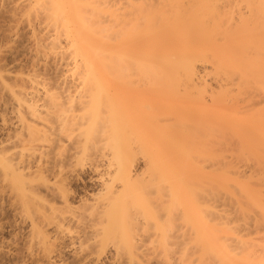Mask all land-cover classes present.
Returning a JSON list of instances; mask_svg holds the SVG:
<instances>
[{
  "label": "bare ground",
  "instance_id": "obj_1",
  "mask_svg": "<svg viewBox=\"0 0 264 264\" xmlns=\"http://www.w3.org/2000/svg\"><path fill=\"white\" fill-rule=\"evenodd\" d=\"M89 1L3 0L5 9L7 5H10V8L7 6L8 10L10 9V17L7 20L10 22L8 31L10 37L14 38L10 44L15 39L14 42L19 40L21 34L26 35L27 45L21 52L27 54L30 64L28 63V71L25 74L17 73L18 70L15 69V74L10 70L2 71V69L0 71V87L3 88V91L5 90L7 97L13 103L14 108L13 106L10 108L13 109L11 111H15L14 116L17 115L14 119L17 122L13 124V127L16 129L15 133L18 131L17 135H20V139L16 135L18 138L15 137L17 141L15 139L14 142L16 143H11L16 150L11 146V148L9 146L0 148V178H9L12 181L15 191L21 195L20 203L25 206L27 212H30V207L34 202L41 201L45 207L42 209L43 212L45 210L44 222L46 225L43 224V226L45 225L44 228H46L40 232L38 230H41L43 226L41 225L39 229L40 224L36 223V225L31 221L26 227V233H29V236L35 234L37 236L36 243L40 241L43 246L48 247L51 242L53 243L52 238H54V242L57 239H67L71 246L74 244L82 246L80 242L83 240L85 242L93 240L95 244L92 245L103 246L106 249L113 245L117 253L118 249L120 252H126L132 262L134 250L136 252L147 242L141 245L140 242L143 240L140 242L138 240V246L137 243H134L135 232L139 234V228L144 227L149 232H145V234H149L148 237H155L152 239V244L156 243L157 238L160 242L159 246L162 250H159L161 248L156 244L153 249L158 248L156 251L159 254L160 251H163L168 255L172 251L169 252L170 249L168 250L167 246L175 245L183 255L185 264H189L188 259L192 253V250L189 253V249H191L189 239H195L196 244L199 243L201 249L208 255L207 258H216L215 261L218 264H264V189L260 188L262 184H259V188L263 191L257 187L254 189L259 190L258 192L254 190L247 193V188L246 192H243L245 190L241 189L243 188L240 187L241 185L236 184V179L230 180L228 175L224 174L215 178L208 176V174L213 175L218 171L214 167L215 170L210 168L208 173L205 172V165L201 166L204 162L203 159L208 154H205L203 150L206 148L204 145L205 143L212 144L211 139L213 141L214 137L218 138L222 135L218 134L213 137L211 131L214 127L211 129L210 126L205 127V125L202 126V138L200 135L199 138L206 140L197 143L198 141L194 138L198 137L193 134L196 130L189 133V100L185 102V99H189V85L195 86L194 84L197 83L194 81L202 77L199 75V78L197 71L195 72L196 67L193 60L197 53L193 56V48L189 46L194 47L193 41L195 44H200L195 45L196 49L200 51L199 53L196 50L199 57L206 53L204 43L207 41V44L212 43L206 45L209 46L207 47L209 53L212 51L213 70L220 78L223 76L226 82L229 81L231 86L235 81L243 84L258 82L260 77L264 76V0H221V6H219L220 24H218L220 26L219 30H212L213 32L207 29L208 26L204 25L203 28L205 23H201V21L205 17L200 16L201 19L198 14L189 13L190 19L189 16L185 17L175 13L174 16L172 14V21L169 20L168 15L161 11L163 8L159 10L160 4H165V2L161 3L162 0H143V2L131 0L132 2H127L128 5L126 4L125 7L118 6L117 9L116 4L115 6L111 5L115 8L113 10L112 7H107L112 10H110L111 14L106 11L105 17L102 16V11L99 9L100 4L98 7L97 4L95 6V3L100 0H95L96 2L93 0L95 3ZM168 1L171 3L172 0ZM206 2L203 0L198 2L204 6H201L202 10L200 5H197L200 8L198 11L206 12L208 10L209 0L208 3ZM161 7L163 6L161 5ZM172 8L175 9V7ZM180 10L181 8L177 13L181 12ZM191 15L194 17L192 18ZM188 21H192V24ZM183 24H187V27ZM180 25L185 29L184 32ZM188 25L194 26L192 28V30L195 28L194 32L188 31L191 29ZM179 28L182 29L179 30ZM160 30L163 34L159 33ZM188 32L191 33L190 37L195 39L192 42L189 40L188 34L190 33ZM221 40L222 42H220ZM17 43L20 45L19 42ZM10 44L0 49L1 61L2 58L8 54L12 56L13 51H16ZM201 44L204 54H201L203 53ZM198 46L199 48H197ZM189 50L192 51V54ZM203 56L200 59H203ZM197 59L199 58L197 57ZM15 62L17 61H14L13 64ZM0 65H4V63ZM15 65L17 64L15 63ZM205 71L204 69L203 72ZM203 74V77H210L206 75V72ZM181 78L186 81L183 82ZM179 80L183 84L181 82L179 84ZM260 81L258 83L262 86L264 80L261 81L262 85ZM7 83L12 84L13 87L9 85L8 87ZM258 83L255 85L257 88H259ZM246 84L244 86L247 87ZM220 95L222 97V94ZM196 96L198 97V94ZM204 102L206 103L205 100ZM166 104L170 107L168 105L169 108L166 107ZM221 107L223 108V105ZM165 110L171 111L172 114H170L175 116L168 119L169 117L167 118L164 114ZM215 111L214 107V109L203 111L201 114L213 112L214 115ZM219 113L222 114V111ZM193 114L195 115V112L191 113V115ZM219 116L218 114L217 117L219 118ZM250 116L248 118L253 119ZM195 117L191 116V119ZM172 120L175 121V124L169 123ZM236 128L238 127L236 126ZM238 129L242 130L240 125ZM197 130H199L198 127ZM259 130L261 131L260 128ZM214 131L217 133L216 129ZM225 133L221 131V134ZM230 138L233 141L237 140L233 137ZM221 140L220 142H222ZM251 142L252 145H254L253 142L256 144L255 140ZM132 144H135V148L137 146L136 154L133 148V153H131L129 146ZM249 144L251 145V143ZM219 145L221 144L219 143ZM251 146L250 149L253 150L252 147H254L255 150L251 151L247 145H245V150L247 149L250 151L249 153L253 152L255 155L256 147H260V152L264 154V145H261L262 147ZM210 147H208L209 155L212 152L211 149H214V147ZM207 149L206 151H208ZM242 149L241 151H244V148ZM139 155L142 158V167H139L140 163L136 158L137 156L139 158ZM247 156V152L246 155L243 154L244 159ZM192 157L194 159L201 157V165L198 163L199 166L195 165ZM215 161L217 160L215 159ZM257 164L253 159L252 163L246 165L243 163V167L247 174L255 175L252 172L255 173L260 169L262 171L263 164L260 163L261 166H257ZM213 165L215 163L212 162L211 167ZM226 165L228 166V164ZM241 170L243 171V168ZM235 171L238 172L236 176L239 177H243L242 175L245 173L240 174L239 171ZM85 172L91 175L87 178V182L92 192L87 187L84 195L79 196V192L71 190L70 187L71 183H83L80 178ZM234 172H232V176H234ZM246 175L244 176L246 177ZM248 177H250L248 180L250 181L252 176ZM246 179L248 178L246 177ZM230 181H236L235 185L237 186L235 190L231 189V194L228 191L231 187ZM260 181L264 184V180ZM250 183L254 184L252 181ZM83 184L81 185L83 186ZM207 184L216 186V188L222 187L227 192H222L223 194L221 193L219 196L217 193L211 195L209 192L207 194L210 195L206 196L203 190H206L204 185ZM255 185L258 186V182ZM211 188L210 191H213ZM237 189L239 192L236 191ZM216 191L218 190L216 189ZM233 192L248 195L246 197L243 195V198L248 199V202L251 201L249 203L255 206H253L254 209L250 211L249 207L248 210L246 209L247 213H244L243 208L245 207H243L242 201H239L241 197L239 195L237 197L235 194L233 196ZM216 203L221 207L219 210L221 214L214 211L217 208ZM217 220H221L220 224L223 225V230L220 231L221 234L219 233L220 236H214L213 232L216 235V231H213L211 228L213 226H210L216 223L209 224ZM237 222L243 223L244 227L241 223L243 228L239 227L240 224L238 223V225ZM233 225L235 228L231 227ZM47 228L48 230L52 229L51 232H47ZM189 228L191 229L189 230ZM35 235L34 237H36ZM171 240H174L173 243ZM24 241L26 240L24 239ZM203 243L206 248L201 246ZM72 247L74 248V246ZM196 248L195 251H197ZM147 249L145 247L143 250ZM173 249H175L174 246ZM178 251L172 253L177 255ZM146 252L148 253V250ZM172 253H170L171 256H173ZM195 253L193 251V254ZM154 254L155 257L159 255ZM45 255L47 259L51 257L50 254ZM79 255L81 256V254ZM73 256L75 255L73 254ZM159 256L158 259L161 258ZM75 257L76 259L81 258L77 255ZM168 257L167 259H171V261L168 260L169 262L172 263L174 260L173 264L180 262L175 261L176 257L174 259ZM205 258L204 256V260ZM204 260L202 259V261ZM164 261L162 260V262ZM193 261L194 259L191 260L192 263ZM212 261L214 263L213 259ZM216 262L214 264H217ZM20 263L23 264L24 260H21Z\"/></svg>",
  "mask_w": 264,
  "mask_h": 264
},
{
  "label": "rangeland",
  "instance_id": "obj_2",
  "mask_svg": "<svg viewBox=\"0 0 264 264\" xmlns=\"http://www.w3.org/2000/svg\"><path fill=\"white\" fill-rule=\"evenodd\" d=\"M91 2H94L93 0H90ZM89 1V2H90ZM98 1V0H97ZM106 1V2H105ZM132 2L131 0H100V1H98L97 3H95V6H96V4H97V7L99 6V4H100V7H99V9L102 11V16H104L105 17V12L106 11H108L109 13L111 12L110 10H114V8L115 7H113V6H115V4L117 5L116 6V9H117V7L119 6V7H125V5L127 4V2ZM136 1H138V0H136ZM142 2H143V0H141ZM145 1V0H144ZM146 1H149V0H146ZM171 1V0H170ZM175 2V5H174V2ZM193 1H194V3H193ZM199 1H202V0H198V1H196V0H178V1H176V0H172L171 1V3L167 0V3H166V0L165 1H161V3H163V2H165V4L163 5V4H160V7H159V10H161L160 8H163L161 11H164L163 13L165 14V15H168V17H169V20H171L172 18H173V16L174 15H176V14H181L182 16H185V17H188L189 16V18H190V14L192 13V14H198L199 15V17L200 16H204L205 17V19H202L201 17V19H202V21H201V23H205V24H203V28H204V25H205V27H207V29L210 31V32H213L212 30H214V31H216L218 28H219V26L220 25H218V24H220V20H219V12H220V10H219V6H221V0H209V3H208V0H203V2L205 1H207L206 3H208V10H206V12L205 11H202L203 10V8H201V6L202 7H204L203 5H200V3L201 4H203L202 2H200L199 4H198V2ZM99 2H101V3H99ZM104 2V3H103ZM108 2V4L106 5V3ZM139 2H140V0H139ZM177 2V3H176ZM103 3V4H102ZM4 3H3V0H0V49H2V48H4V46L5 45H8V44H10V42L14 39V38H12V37H10V33H9V31H8V25H10V22L8 21L7 22V20H9V18L8 17H10V12H9V10H8V8H7V6H9V8H10V5H7L6 6V9H5V4L3 5ZM172 4V5H171ZM3 5V6H2ZM110 5V6H109ZM111 5H113V6H111ZM128 5V4H127ZM161 5L163 6V7H161ZM202 9V10H199L198 11V9H200V8H198V6ZM2 6V7H1ZM106 6V7H105ZM210 6V7H209ZM4 7V8H3ZM96 7V9H98ZM107 7H112V9H109V8H107ZM165 7H166V9H165ZM169 7V8H168ZM170 7H171V9H170ZM172 7H175V9L174 8H172ZM179 7V8H178ZM192 7V8H191ZM102 8H104V9H102ZM108 10H107V9ZM181 8V12H179V13H177V11L179 10ZM186 8V9H185ZM190 8V9H189ZM197 8V9H196ZM212 8V9H211ZM165 9V10H164ZM178 9V10H177ZM188 9V10H187ZM99 10V11H100ZM172 10V11H171ZM173 10H174V12H173ZM185 10V11H184ZM193 10V11H192ZM196 10H197V12H196ZM219 10V11H218ZM210 11V12H209ZM9 12V13H8ZM184 12V13H183ZM185 12H186V14H185ZM101 13V12H100ZM104 13V14H103ZM108 13V14H109ZM167 13V14H166ZM176 13V14H175ZM187 13H188V15H187ZM190 13V14H189ZM206 13V14H205ZM8 16H7V15ZM111 14V13H110ZM109 14V15H110ZM172 14H173V16H172ZM206 16H205V15ZM218 14V15H217ZM180 15V16H181ZM187 15V16H186ZM208 15V16H207ZM107 14H106V18H107ZM179 16V17H180ZM210 16H211V18H210ZM172 17V18H171ZM185 17H184V19H185ZM191 17L193 18L194 16H192L191 15ZM203 17V18H204ZM208 17V18H207ZM182 18V17H181ZM199 18V19H200ZM183 19V20H184ZM191 19V18H190ZM186 20H187V18H186ZM204 20H206V21H204ZM172 21V20H171ZM194 21V20H193ZM210 21V22H209ZM215 21H216V23H215ZM218 21V22H217ZM141 22V21H140ZM188 22H190L191 24H192V21H188ZM214 22V23H213ZM183 23H185V22H183ZM186 23H187V21H186ZM194 23V22H193ZM191 24H189V25H191ZM214 24V25H213ZM182 25V24H181ZM180 25V27H182ZM184 25V24H183ZM188 25V26H189ZM217 25H218V27H217ZM184 26H186L187 27V24H185ZM212 26V27H211ZM194 26L192 25V26H189V28H191V29H189L188 31H193L194 32V30H195V28H194V30H192V28H193ZM183 28V27H182ZM182 28H179V30H181ZM206 29V28H205ZM205 29H203L204 31H206ZM183 31L182 32H184V28L182 29ZM197 30V29H196ZM207 30V32H209ZM219 30V29H218ZM164 31V30H163ZM166 31V30H165ZM186 32V31H185ZM159 33H162L163 34V32H162V30H160L159 31ZM188 33H190V32H188ZM158 34V33H157ZM165 34H166V32H165ZM4 35V36H3ZM23 34H21V37H22V39H21V37H20V41L22 40V42H20L18 39H17V41L16 42H19V44L20 45H18V43L16 44V42H12L13 44H14V46H12L11 44H10V46L11 47H13L14 48V50H16V51H13L12 53H13V55L11 56L10 54H8L6 57H4V58H2V61L0 60V64H3L4 63V65H0V71L2 70V71H4V70H10V71H15V70H18L17 71V73H21V74H25L28 70H27V68H28V65L30 64L29 63V61H30V59L28 58V56H26L24 53L22 54V50H24V48H25V45H27V43H26V35H23ZM159 35V34H158ZM161 35V34H160ZM189 35V40L192 42V40H195L194 38L192 39L191 37H190V35H191V33L190 34H188ZM192 35H193V33H192ZM3 36V37H2ZM9 36V37H8ZM25 36V37H24ZM162 36V35H161ZM218 36V35H217ZM7 37V38H6ZM188 37V36H187ZM193 37V36H192ZM219 37V36H218ZM217 37V38H218ZM9 38H11V39H9ZM19 38V37H18ZM236 38V37H235ZM7 39V40H6ZM3 41V42H2ZM9 41V42H8ZM189 41V44H191V42ZM208 42V41H207ZM207 42L206 43H204L205 44V46H204V44H203V46L206 48L205 50V52H204V49H203V47H202V44H201V49L203 50V53H201V54H204L205 53V57L203 56V59H200V58H202V56L201 57H199L198 56V54L200 53V51L199 50H197L196 49V46L197 45H200V44H195L194 43V41L192 42L193 44V46L194 47H192L191 45H189L191 48H193L192 50H193V56H194V54H196V56H194L195 57V60H193V62H195V63H193L194 65H195V67H196V70H195V72L196 73H198L197 74V76L199 77V75H201L202 77L200 78V79H198V78H196V79H198L199 80V82L202 80V82H198V80L196 81H194V82H196L197 84H194L195 86H192V85H189V99H185L186 101L185 102H188L187 100H189V117H190V119H189V133H191V132H193V130L195 131L193 134L194 135H196V137H198L199 138V135H200V137L202 138V126H205V127H209L210 126V128L212 129L213 127V129H212V135H213V137L214 136H218V134H220V135H222V136H220V137H214L213 138V141H212V139H211V142H212V144L210 143H205V145H204V147H206L205 149H203L204 151H205V154H207V157H205V159H203L204 160V162H205V164H204V162H202L201 160V157L199 158L198 157V159H197V157H195V159L193 158V160H194V163H195V165L198 163L199 165H201L200 163L202 162L203 164L201 165V166H204L205 165V168H206V170H205V172L207 171L208 173L210 172V170L212 169H214V167H215V169H217V171H218V173H215V174H213V175H209L208 174V176H211V178L212 177H218V176H222V175H228L229 177H230V180H235L236 179V184H239V185H241L240 187H243V188H241V189H244L245 191H243V192H246V188L248 189L247 190V193H248V191H256V192H258L259 190H256V189H254V188H257L258 187V189H260V188H263L264 189V187H262L264 184L262 183V181H260V180H264V167H263V165H264V154L262 153V152H260V147H256V149H257V151H255L256 153H255V155H254V153L252 152V154L251 153H249L250 151L249 150H245V145H247V147H249L248 149H250V146L252 145V142L251 141H256V144H255V142H253V144L254 145H252V146H263L264 144V124H263V122H264V83H263V85H262V82L261 81H263L264 80V76L263 77H260V84L262 85V86H260L259 85V81L258 82H254V83H249V84H246V83H244V84H246L247 85V87L246 86H244V84L243 83H240V82H237V81H235L234 83H232V86L231 85H229V81H225V78L222 76V78H220V76L217 74H215V71L213 70V66H212V64H213V62L212 61H214V60H212V54H211V52L209 53V51L207 50V47H209V46H207L208 44H210V42L207 44ZM220 42H222V40L220 41ZM207 44V45H206ZM212 44V43H211ZM210 44V45H211ZM213 44H216V43H214L213 42ZM3 45V46H2ZM196 45V46H195ZM217 45H218V42H217ZM22 46H23V48H22ZM21 47V48H20ZM189 47V49H191ZM16 48V49H15ZM177 48V47H176ZM179 48V47H178ZM195 48V49H194ZM197 48H199V46L197 47ZM19 51H18V50ZM178 50V49H177ZM176 50V51H177ZM195 50V51H194ZM196 50L199 52H196ZM202 50H201V52H202ZM17 51H18V53H17ZM175 51V50H174ZM189 52L192 54V51H190L189 50ZM15 54V55H14ZM17 54V55H16ZM21 54V55H20ZM210 54V55H209ZM190 55V54H189ZM9 56V57H8ZM25 56V57H24ZM208 56V57H207ZM15 57V58H14ZM184 57V56H183ZM197 57L199 58V59H197ZM10 59V60H9ZM29 59V60H28ZM183 59H185V58H183ZM207 59V60H206ZM3 60H5L4 62H3ZM14 61H17V62H15L17 65H15L14 66V64H13V62ZM27 60V61H26ZM186 60L188 61V59L186 58ZM185 60V61H186ZM21 61V62H20ZM198 61V62H197ZM206 63H204V62ZM29 63V64H28ZM13 64V65H12ZM201 65V66H200ZM6 68H4V67ZM12 66H14V67H12ZM17 67V68H16ZM20 67V68H19ZM205 67V68H204ZM211 67H212V69H211ZM208 68H209V70H208ZM15 69V70H14ZM204 69L206 70L205 72L207 73L206 75H209L210 77H203V73H205V72H203L204 71ZM209 72H208V71ZM213 70V71H212ZM24 71V72H23ZM16 72V71H15ZM15 72H14V74H15ZM200 72V73H199ZM203 72V73H202ZM16 73V74H17ZM209 73V74H208ZM205 75V76H206ZM216 75V76H215ZM212 77V78H211ZM202 78H204V79H202ZM218 78V79H217ZM224 78V79H223ZM181 80H183V82H185L186 80L185 79H182L181 78ZM181 80H179V84H180V82H181ZM222 80V81H221ZM216 81V82H215ZM221 81V82H220ZM225 81V82H224ZM183 82H181V84H183ZM206 82V83H205ZM220 82V83H219ZM264 82V81H263ZM217 83V84H216ZM257 83H258V86H259V88H261L262 90H260L259 88H257V86L255 87V85H257ZM10 83H7V86L9 85ZM172 84V83H171ZM190 84V83H189ZM231 84V83H230ZM242 84V85H241ZM220 85V86H219ZM228 85V86H227ZM253 85H254V87H253ZM9 86H12L13 87V85L11 84V85H9ZM8 86V87H9ZM191 86V87H190ZM219 88H218V87ZM234 86V87H233ZM235 86H237V87H235ZM243 88H242V87ZM198 87H199V89H198ZM204 89H203V88ZM223 88V89H221V88ZM227 87V88H226ZM1 88V87H0ZM191 88V89H190ZM197 88V89H196ZM226 88V89H225ZM228 88H230V89H228ZM1 89H2V91H1ZM0 89V148H3V147H5V146H11L12 147V145H11V143L13 144V142H14V140L18 137L19 139H20V135H17L18 134V131H17V133H15V131H16V129H15V127H13L14 125L13 124H16V122H17V120H16V122H15V118L17 117V115H16V117L14 116L16 113H14L13 111H11V110H13V109H11L10 107H12L13 106V103H11V100L9 99V97H7V94H6V92H5V90L3 91V88H1ZM233 89V90H232ZM239 89V90H238ZM241 89V90H240ZM249 89V90H248ZM255 89V90H254ZM197 90V91H196ZM221 90V91H220ZM259 90H260V92H259ZM194 91V92H193ZM227 91V92H226ZM242 91H243V94H242ZM255 91V92H254ZM258 91V92H257ZM261 91H262V93H261ZM199 92V93H198ZM220 92V93H219ZM231 92V93H230ZM252 92V93H251ZM182 93H183V91H182ZM229 93V94H228ZM3 94V95H2ZM198 94V97L196 96ZM200 94V95H199ZM215 94V95H214ZM220 94H222V97H221V95ZM225 96H224V95ZM228 94V95H227ZM202 95V96H201ZM202 98H201V97ZM216 96V97H215ZM211 97H213L212 99H210ZM7 98V99H6ZM198 98H200L199 100H198ZM204 98V99H203ZM208 98V99H207ZM224 98V99H223ZM197 99V100H196ZM228 99V100H227ZM204 100L206 101V103L204 102ZM213 100H215V101H213ZM223 100V101H222ZM225 100V101H224ZM184 101V100H183ZM212 101V102H211ZM209 102H211L210 104H209ZM217 104H216V103ZM227 102V103H226ZM11 103V104H10ZM203 105H202V104ZM213 103H214V105H213ZM198 104V105H197ZM207 104V105H206ZM228 104V105H227ZM168 104H166V107H168L167 106ZM221 105H223V108L221 107ZM224 105H226L225 107H227V108H225L224 107ZM198 106V107H197ZM217 106V107H216ZM232 107V108H235V109H232V108H229V107ZM170 107V106H169ZM168 107V108H169ZM203 107V108H202ZM210 107V108H209ZM213 107V108H212ZM214 107H215V112H216V114H212V113H208L207 112V114L206 113H204V114H206V115H202L201 113H203V111H209V110H212V109H214ZM13 108H14V106H13ZM167 109V108H166ZM222 109V110H221ZM231 109H232V112H231ZM201 110H203V111H201ZM219 110V111H218ZM222 111V114L221 113H219V112H221ZM223 110H224V112H226V114H223L224 112H223ZM226 110V111H225ZM166 112H168L167 110H165ZM236 111V113H234ZM13 112V113H12ZM164 113V114H166V116H167V118L168 119H170V118H173L175 115L173 114V115H171L172 114V112L170 111V112H168V113ZM193 112H195V115L194 116H196L195 118H192L191 119V116L192 117H194L193 115H191V113H193ZM171 113V114H170ZM200 113V114H199ZM228 113V114H227ZM229 113H231V115H229ZM234 114V116H232L233 114ZM170 115V116H168V115ZM220 115L219 116V118L217 117V115ZM198 115V116H197ZM227 115V116H226ZM251 115V116H250ZM251 117V118H253V119H250V118H248V117ZM253 116V117H252ZM202 117H203V120H202ZM221 117V118H220ZM234 117V118H233ZM140 118V117H139ZM163 119H164V117H162ZM198 118H200L199 120H198ZM166 119V118H165ZM219 119V120H218ZM224 119V120H223ZM239 119V120H238ZM247 119V120H246ZM206 120V121H205ZM212 120H214V121H217L216 123L214 122V121H212ZM248 120H250V121H248ZM252 120H256L255 121V123H254V121H252ZM173 121V120H172ZM169 121V123L171 124V123H174L175 124V121ZM201 121H202V123H201ZM204 121V122H203ZM209 123H208V122ZM210 121H212V122H210ZM248 121V122H247ZM252 121V123H250ZM14 122V123H13ZM220 122V123H219ZM222 122V123H221ZM256 122H258L257 124H256ZM261 122V123H260ZM206 123V124H205ZM226 125H225V124ZM203 124V125H202ZM209 124V125H208ZM212 124V125H211ZM233 124V125H232ZM239 128V125H240V129L242 128V130H239L238 128H236V126ZM261 124V125H260ZM11 125V126H10ZM163 125V124H162ZM198 125V126H197ZM208 125V126H207ZM221 126V127H217V126ZM249 125V126H248ZM226 126V127H225ZM230 126V127H229ZM247 126V127H246ZM10 127V128H9ZM13 127V128H12ZM197 127L199 128V130H200V132H199V130H197ZM227 127H229V128H227ZM261 129V131L259 130V128ZM191 128H193V129H191ZM195 128V129H194ZM204 128V127H203ZM235 129V130H233V129ZM258 128V129H257ZM12 129H15V130H13L12 131ZM216 129V131H217V133H215V130ZM263 129V130H262ZM222 131V133H225L226 131L228 132H226L225 134H221V131ZM237 130V131H236ZM8 131V132H7ZM10 131V132H9ZM210 132V131H209ZM239 132V133H238ZM245 132V133H244ZM249 133V134H248ZM252 133V134H251ZM256 133V134H255ZM215 134V135H214ZM226 134H227V136H228V138H227V136H226ZM229 134H230V136H229ZM255 134V135H254ZM258 134V135H257ZM16 135H17V137H16ZM239 135V136H238ZM252 135V136H251ZM254 135V136H253ZM242 136V137H241ZM255 136H257V137H255ZM16 137V138H15ZM224 137H225V139H224ZM230 137H233V138H235V139H237L236 141H233V139L232 138H230ZM246 137V138H245ZM248 137V138H247ZM17 138V139H18ZM198 138H194V139H196L198 142L197 143H199V142H205V140L204 139H200L199 138V140H198ZM223 138V139H222ZM239 138V139H238ZM251 138V139H250ZM259 138V139H258ZM17 139H16V141H17ZM193 139V140H194ZM214 139L216 140L217 139V141H214ZM222 139V140H221ZM231 139V140H230ZM244 139H246V140H244ZM253 139V140H252ZM202 140H204V141H202ZM220 140L222 141V142H220ZM226 140V141H225ZM249 140H251L250 142H249ZM210 142V140H207V142ZM224 141V142H223ZM263 141V142H262ZM246 142V143H245ZM261 144H260V143ZM14 143H16V142H14ZM219 143L221 144V145H219ZM242 143V144H241ZM249 143H251V145L249 144ZM258 143V144H257ZM213 144H214V146H213ZM216 144H218V145H216ZM223 144V145H222ZM260 144V145H259ZM16 145V144H15ZM250 145V146H249ZM133 146V147H132ZM132 146L130 145L129 147L131 148V153H133V151H134V153L136 154L137 153V150H136V148H137V146H136V148L134 147L135 146V144H132ZM210 147V146H212V147H214V149L215 150H217V151H215L214 149L212 150L211 149V151L212 152H210V155H209V148L208 147ZM220 146H223V147H220ZM251 146V147H252ZM261 146V147H262ZM9 147H7V148H9ZM10 147V148H11ZM203 147V148H204ZM220 148V150H219V148ZM13 148V147H12ZM134 150H133V149ZM208 148V149H207ZM211 148V147H210ZM217 148V149H216ZM222 148V149H221ZM242 148H244V151H241V150H243ZM253 148V150H255L254 149V147H252ZM13 149H15V146H14V148ZM206 149L208 150V151H206ZM16 150V149H15ZM14 150V152H16ZM133 150V151H132ZM251 151H253L252 149H250ZM11 151V150H10ZM247 152V154H248V156H247V158L246 159H244L243 158V154L244 155H246V152ZM259 151V152H258ZM13 152V151H12ZM11 152V153H12ZM13 152V153H14ZM217 152V153H216ZM244 152V153H243ZM257 152H258V154H257ZM221 154L220 156H218V155H216V154ZM242 153V154H241ZM260 153V154H259ZM251 155H252V157H251ZM208 156H209V158H208ZM250 156V157H249ZM216 157V158H215ZM220 157H221V159H220ZM137 159H138V161H139V163H140V165H139V167H142L143 166V162H141L142 160V158L140 157V155H139V158H138V156L136 157ZM207 158V159H206ZM218 161H215V159ZM219 158V159H218ZM248 158H250L249 160H251V161H249L248 160ZM254 159V162L257 164V162H259V164H257V166H261L262 164V171H261V169H260V171H255V173H253L252 172V174H255V175H249V174H247V172H246V170H244V167H243V163H244V165H246L247 163H252V160ZM260 158V159H259ZM140 159V160H139ZM214 159V160H213ZM243 159V160H242ZM259 159V160H258ZM198 160V161H197ZM219 160H221V161H219ZM242 160V161H241ZM247 160V161H246ZM256 160V161H255ZM262 160V161H261ZM197 161V162H196ZM213 163H215V165H213V167H211V165H212V162ZM215 161V162H214ZM238 161V162H237ZM240 161V162H239ZM220 162V163H219ZM224 162V164H222ZM246 162V163H245ZM209 163H210V167H209ZM233 163V164H232ZM238 163V164H237ZM260 163H261V165H260ZM197 164V165H198ZM207 164V165H206ZM218 164H220V165H224L223 167L222 166H220V165H218ZM226 164H228V166L226 165ZM236 164V165H235ZM198 165V166H199ZM233 165H235L234 167H233ZM239 165V166H238ZM242 166V167H241ZM219 167H220V170H218L219 169ZM222 167V168H221ZM225 167V168H224ZM229 167V168H228ZM238 167V168H237ZM200 168V167H199ZM211 168V169H210ZM230 168H232V169H230ZM236 168V169H235ZM239 168H243V171L240 169L239 170ZM210 169V170H209ZM214 169V170H215ZM222 169V170H221ZM224 169V170H223ZM234 170H237V171H239L240 172V174L243 172H245L244 173V175H246V177L248 178V179H246V177L244 176V175H242L243 177H239L238 175L236 176V174L238 173V172H234ZM220 171H222V172H220ZM224 171V172H223ZM234 172L233 173V175L234 176H232V172ZM260 172V173H259ZM262 172V173H261ZM85 174V175H84ZM83 175H82V177L80 178V180H81V182L83 181V183H81V184H83V186L78 182V183H71V187H70V189L71 190H73V191H78L79 192V196H83L84 195V192L88 189V190H90L91 189V187L89 186V184H88V182H87V178H89V176H91L90 174H88V172H85ZM230 174V175H229ZM263 174V175H262ZM207 176V175H206ZM241 176V175H240ZM248 176H252V178H254V179H252L251 178V180L250 181H248L249 180V178L250 177H248ZM256 176V177H255ZM257 176H259V177H261V178H259L258 179V177ZM82 178H83V180H82ZM245 178V179H244ZM241 179V180H240ZM245 181H244V180ZM243 180V181H242ZM204 181H206V180H204ZM252 181V183H254V184H251L250 182ZM254 181V182H253ZM231 182V187H230V189L228 190L229 192V194H231L232 193V190L231 189H233V190H235L236 188H237V186L235 185V182H233V181H230ZM243 182V183H242ZM247 182V184H245ZM257 182H258V186L257 185H255V184H257ZM262 184V186L260 187V185ZM81 185V186H80ZM211 186V187H213V188H211V187H209V186ZM234 185H235V187H234ZM239 185H238V188H239ZM249 185H251V186H249ZM252 185H255L254 187L252 186ZM86 188H85V187ZM205 187H206V190H209V191H207L206 192V190L204 189L203 190V192H204V194L207 196V195H212V194H214V193H217L218 194V196L219 195H221V193L222 192H224V193H226L227 192V190L225 191V189H222V187H217L216 188V186H213V185H211V184H207V185H204ZM204 186L202 185L201 186V188L203 189L204 188ZM75 187V188H74ZM85 189H84V188ZM88 187V188H87ZM260 187V188H259ZM83 188V189H82ZM208 188V189H207ZM210 188L211 189H213V191L211 190L210 191ZM78 189H80V190H78ZM216 189L218 190V191H216ZM253 189V190H252ZM263 189H260V190H262L263 191ZM16 189L13 187V183H12V181L11 180H9V178L8 179H4V178H0V264L2 263H4V264H21L20 263V261L22 260H24V263L23 264H140V263H142V264H164V262H165V264H173V262H174V260L172 261V263L171 262H169V261H171V259H167V257L168 258H172V259H174L177 255H179L180 257L178 258V256L175 258V261H180V262H175V263H177V264H185L184 262H183V255H181L180 253V251H178V249H176V246L175 245H169V246H167V249L169 250V252L170 251H174V252H177L178 251V253H176L177 255H174V253H172V252H170V253H172L173 254V256H171V254L170 253H168V255H167V253H164L163 251H160V254H159V252L158 251H156V249H158V248H155V249H153V247H156L155 246V244L157 245V246H159L160 245V242H158L159 240H158V238L155 240L156 241V243H151L152 242V239H154L155 237H148V235L149 234H147V233H149L148 232V230L147 229H145L144 227H140V228H142V229H140L139 228V231H140V233L138 234V232H135L136 233V239L134 240V243L136 244L137 243V241L139 240V242H140V240L142 241V242H140L141 243V245L144 243V242H146V243H144L143 244V246L140 248V246H139V248L140 249H138V250H136V252H135V250H134V257L132 258V262H131V259L129 258V256H128V254L126 253V252H120V250L118 249V253L114 250V246L113 245H110V246H108V250L105 248V247H103V246H95V245H92V244H95L94 243V241L92 240H88V242H87V240H86V242L83 240V242L81 241L80 242V245H82V246H78L79 244H74V245H72V246H74V248L71 246V244L68 242V240L67 239H57L55 242H54V238H52L51 239V241L53 240V243L51 242L50 244V246H52V247H48V246H43L42 245V243L40 242V241H37V243H36V239L35 238H37V236L35 235V234H32L31 236H29V233H26L27 232V228L26 227H28V225L31 223V221H32V223H34V224H40L39 225V229H40V226L42 225L43 226V224H45L46 222H44L45 221V218H44V216H45V210H44V212H43V209H45V207H43V204H42V202L40 201H38V202H34L33 204H32V206L30 207V212L28 211H26V209H25V206H23L22 205V203H20V200H21V195H19L16 191H15ZM84 190V191H83ZM91 192H92V189L90 190ZM237 192H239V190L237 189L236 190ZM77 192V193H78ZM210 192V194H207V193H209ZM213 192V193H212ZM242 193V192H241ZM223 194V193H222ZM234 194L235 195H237V197H238V195L241 197V199H240V197H239V201L241 202L242 201V203H243V207H245V208H243L242 210H243V212L245 213H247V211H246V209L248 210L249 209V207H250V211L252 210V209H254V205L252 204V205H250V203L249 202H251V201H249L248 202V199L246 200L245 198H243V195H244V193H243V195H241L240 193H234L233 192V196H234ZM245 196V195H244ZM246 196H248V195H246ZM245 196V197H246ZM235 198V197H234ZM242 198L244 199V201L242 200ZM76 202V201H75ZM211 204V203H210ZM217 204V208H215V209H217V210H215L214 209V211L215 212H217V214L220 212V214H221V211H219L220 210V206H218V203H216ZM220 204V203H219ZM247 204V205H246ZM248 206V207H247ZM254 206V207H253ZM203 207H204V204H203ZM219 207V208H218ZM251 207H253V208H251ZM43 208V209H42ZM44 213V214H43ZM248 213H250L249 211H248ZM43 215V216H42ZM238 217H239V215H238ZM240 217H241V215H240ZM41 218V219H43V220H41V222H40V220L39 219ZM36 221L37 220V222H34V221ZM240 220H242V221H244L242 218H240ZM39 221V222H38ZM239 221V220H238ZM26 222V223H25ZM42 223V224H41ZM213 223H216L215 225H210V226H213V227H211L212 229H213V231L215 230L216 231V235H215V232H213L214 234V236H220V234H221V232L220 231H222L223 230V228H222V226L223 225H221L220 223H221V220L219 221V220H217L216 222L214 221V222H211V223H209V224H213ZM220 224V227L218 226L219 224ZM240 224L241 222H237V224ZM25 224H27L26 226H25ZM36 224V225H37ZM218 224V225H217ZM238 224V225H239ZM241 224H243V223H241ZM239 225V227L241 226V228H243L244 227V224H243V227H242V225ZM46 225V224H45ZM44 225V226H45ZM217 225V226H216ZM238 225H236L237 226V228H238ZM44 226L43 227H41V230H38V231H40V232H43V229H45L44 228ZM231 227H234L235 228V225H233V226H231ZM210 227H209V229H211ZM221 228V229H220ZM191 228H189V230H190ZM211 229V230H212ZM218 229V230H217ZM51 230L52 229H49L48 230V228L46 229V231L48 232V231H50L51 232ZM238 230H239V228H238ZM23 231V232H22ZM147 231V233L145 234V232ZM219 231V232H218ZM49 232V233H50ZM242 232V231H241ZM151 233V232H150ZM220 233V234H219ZM243 234H244V232H242ZM26 234L28 235L27 237H26ZM137 234L139 235L138 237H137ZM145 236H144V235ZM219 234V235H218ZM243 234H241L242 236H243ZM34 235L36 236V237H34ZM51 236L53 237V234H51ZM142 236V237H141ZM148 238H147V237ZM16 237V238H15ZM135 237V236H134ZM21 238V239H20ZM144 238V239H143ZM146 238V239H145ZM24 239L26 240V241H24ZM27 239H29L28 241H27ZM33 239H35V240H33ZM147 239H149V240H147ZM38 240H40V239H38ZM67 240V241H66ZM218 240V239H217ZM136 241V242H135ZM154 241V240H153ZM154 241V242H155ZM172 241V242H171ZM171 241H169V242H171V243H173V241L174 240H171ZM29 242H31V243H29ZM90 242H91V244H90ZM93 242V243H92ZM138 242V243H139ZM40 243V244H39ZM82 243V244H81ZM138 243L136 244L137 246H138ZM158 243V244H157ZM170 243V244H171ZM197 242H196V240L194 239H189V246L191 247V249H189L190 251H189V253H191V250H192V253H191V256L189 257L190 259H188V261H190L191 262V260H193L194 259V261H193V263H195V264H201V263H203V264H209V262H210V264H214L216 261H215V259L214 258H212L213 260H214V263H213V261H212V259H210V258H207V254H206V252H204L202 249H201V247H200V244L198 245V244H196ZM214 243V242H213ZM68 244V245H67ZM70 244V245H69ZM87 244H89V245H87ZM151 244V245H150ZM9 245V246H8ZM12 245V246H11ZM17 245V246H16ZM140 245V244H139ZM146 245V246H145ZM203 245V247H205L204 246V243L203 244H201V246ZM213 245H215V244H213ZM42 247V248H38V247ZM113 246V247H112ZM173 246L175 247V249H173ZM197 246H199V247H196ZM48 247V248H47ZM79 247V248H78ZM109 247H110V249H109ZM145 247L146 248H148L147 250H148V253L145 251V250H143V249H145ZM169 247V248H168ZM171 247V248H170ZM197 249V251H195V248ZM6 250H4V249ZM44 248H46V250L47 249H49L48 251H46V250H43ZM143 248V249H142ZM159 248H161V246H159ZM193 248V249H192ZM206 248V247H205ZM219 248V247H218ZM74 249V250H73ZM79 249V250H78ZM105 249H106V251H105ZM142 249V250H141ZM199 249H200V251H199ZM2 250V251H1ZM39 250V251H38ZM52 250H53V252H52ZM58 250V251H57ZM156 252H155V251ZM159 250H162V248L161 249H159ZM175 250H177V251H175ZM37 251V252H36ZM75 251V252H74ZM105 251V252H104ZM151 251V252H150ZM193 251H194V253L195 254H193ZM12 253V255H11V253ZM42 252H43V255H42ZM44 252H46V253H44ZM48 252V253H47ZM51 252V253H50ZM59 252V253H58ZM146 252V253H145ZM153 252V254H151ZM164 253L162 256H163V258H162V256H161V254L162 253ZM8 253V254H7ZM35 253V254H34ZM39 253V254H38ZM76 256H78V257H81L80 259L79 258H77L76 259V257L75 256H73V254ZM77 253V254H76ZM154 253H156V254H159L160 256H161V258H159L160 260L162 259L164 262H162V260L160 261L159 259H158V256L159 255H157L156 257L154 256L155 254ZM198 253V254H197ZM30 254V255H29ZM45 254H50V256L52 257H49L50 258V260H49V258L47 259L46 258V255ZM58 254V255H57ZM79 254H81V256L79 255ZM84 254V255H83ZM20 257H19V256ZM165 255H167V256H165ZM193 255H195L193 258H192V256ZM17 256H18V258H17ZM29 256H30V258H32V259H30L29 258ZM31 256H33V257H31ZM39 258H38V257ZM154 256V257H153ZM159 256V257H160ZM164 256H165V259H164ZM204 256L207 258V260H206V258H205V260H204ZM12 259H11V258ZM15 257V258H14ZM40 257H42V258H40ZM73 257H75V258H73ZM128 257V258H127ZM2 258V259H1ZM5 258V259H4ZM26 258V259H25ZM38 258V259H37ZM44 258H46V259H44ZM58 258V259H57ZM197 258V259H196ZM19 259H21V260H19ZM28 259V260H27ZM30 259V260H29ZM36 259L38 260V263H37V261H36ZM42 259H44V260H42ZM82 259H84L83 261H82ZM98 259V260H97ZM178 259H180V260H178ZM182 259V260H181ZM202 259L204 260V261H202ZM9 260V261H8ZM140 260H143L142 262L140 261ZM169 260V261H168ZM218 260V259H217ZM2 261V262H1ZM17 261V262H16ZM35 261V262H34ZM50 261V262H49ZM54 261V262H53ZM129 261V262H128ZM140 261V262H139ZM182 261V262H181ZM202 261V262H201ZM208 263H207V262ZM11 262V263H10ZM16 262V263H15ZM144 262V263H143ZM169 262V263H168ZM189 262V264H191ZM205 262V263H204ZM192 263V264H193ZM217 264H218V262H216Z\"/></svg>",
  "mask_w": 264,
  "mask_h": 264
}]
</instances>
